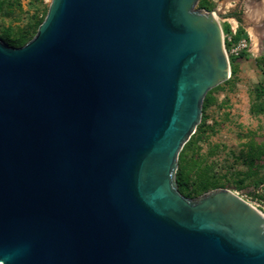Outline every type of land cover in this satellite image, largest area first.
Returning a JSON list of instances; mask_svg holds the SVG:
<instances>
[{
	"label": "water",
	"instance_id": "1",
	"mask_svg": "<svg viewBox=\"0 0 264 264\" xmlns=\"http://www.w3.org/2000/svg\"><path fill=\"white\" fill-rule=\"evenodd\" d=\"M198 0H51L0 40V264H264V214L183 196L179 154L230 77Z\"/></svg>",
	"mask_w": 264,
	"mask_h": 264
},
{
	"label": "rangeland",
	"instance_id": "2",
	"mask_svg": "<svg viewBox=\"0 0 264 264\" xmlns=\"http://www.w3.org/2000/svg\"><path fill=\"white\" fill-rule=\"evenodd\" d=\"M202 1L198 0L196 8L201 9L199 2ZM50 2L3 0L0 3V36L6 29H12L15 33L25 27L31 18L42 17V11L47 12ZM205 4L208 8L203 9L205 11L217 8L221 14L235 11L239 15L240 21L237 17L218 20L222 32L223 28L229 27L230 33L223 32L224 42L225 39L230 40V36L239 28L244 34L229 51L225 49L229 60L236 58L234 73H231L230 67L229 79L215 87L211 94L212 103L204 115L210 132L207 141L200 145L201 153L206 156L213 149L212 155L205 160L212 164V173L222 179V188L237 193L264 214V200L257 197L264 195V93L259 92L264 84V66L258 67L255 63V59L264 56V29L261 44L258 50L254 49L244 20V2L205 0ZM243 41L244 44H241ZM242 52L247 56L239 58ZM239 181H242L241 189L236 188ZM255 185H258L256 189L253 187Z\"/></svg>",
	"mask_w": 264,
	"mask_h": 264
},
{
	"label": "trees",
	"instance_id": "3",
	"mask_svg": "<svg viewBox=\"0 0 264 264\" xmlns=\"http://www.w3.org/2000/svg\"><path fill=\"white\" fill-rule=\"evenodd\" d=\"M3 0H0V3ZM199 7L201 9H207V5L205 4V0L199 2ZM42 17H33L30 22L23 28H20L15 33L12 29L4 30L3 34L0 36V40L10 47L19 48L29 42L36 34L38 27L43 22L47 12L46 10L42 11ZM223 32L225 34L230 33L229 27L226 26L223 28ZM244 34L242 28H239L235 34L231 35L230 41L225 39V49L229 51L230 47L236 44L241 35ZM239 58L246 57L247 54L245 52L240 53ZM236 58H230V67L231 73H234L233 66ZM255 63L258 67L264 66V56L261 58L255 59ZM263 82H264V71H263ZM215 89V88H214ZM214 89L210 90L203 102L202 106V118L201 122L198 125L196 132L192 135L190 140L184 145L182 148L179 158H178V170L176 174V182L178 185V190L181 194H184L185 197H193L200 196L208 191L222 188L224 184L222 183V179L216 177L214 173H212V167L210 163L205 160L209 155H212L213 149L207 152V155H203L201 153V143L207 141L210 132V126L206 125V117L205 112L210 107L212 103L211 94ZM259 92L264 93V84L259 88ZM253 161V159H252ZM260 185V184H258ZM258 185H255L254 189L257 188ZM242 181L238 182L237 189H241ZM264 191V189H263ZM252 195V194H251ZM257 197H261L264 199V195H260Z\"/></svg>",
	"mask_w": 264,
	"mask_h": 264
},
{
	"label": "bare ground",
	"instance_id": "4",
	"mask_svg": "<svg viewBox=\"0 0 264 264\" xmlns=\"http://www.w3.org/2000/svg\"><path fill=\"white\" fill-rule=\"evenodd\" d=\"M244 5V20L252 37L253 47L257 49L263 39L264 0H246Z\"/></svg>",
	"mask_w": 264,
	"mask_h": 264
},
{
	"label": "flooded vegetation",
	"instance_id": "5",
	"mask_svg": "<svg viewBox=\"0 0 264 264\" xmlns=\"http://www.w3.org/2000/svg\"><path fill=\"white\" fill-rule=\"evenodd\" d=\"M246 0H239V3H243V2H245ZM223 18H227V17H237V20H239L240 21V19L238 18L239 17V15L235 12V11H233V12H228V13H223ZM198 127V126H197ZM197 129V128H196ZM195 132H196V130H195ZM194 132V133H195ZM192 137V136H191ZM264 200V199H263Z\"/></svg>",
	"mask_w": 264,
	"mask_h": 264
},
{
	"label": "built area",
	"instance_id": "6",
	"mask_svg": "<svg viewBox=\"0 0 264 264\" xmlns=\"http://www.w3.org/2000/svg\"><path fill=\"white\" fill-rule=\"evenodd\" d=\"M44 1L45 2H48V1H51V0H44ZM228 41H230V40L228 39ZM241 44H244V41Z\"/></svg>",
	"mask_w": 264,
	"mask_h": 264
}]
</instances>
